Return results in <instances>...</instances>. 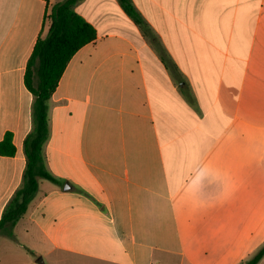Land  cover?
Wrapping results in <instances>:
<instances>
[{"label":"crops","instance_id":"obj_1","mask_svg":"<svg viewBox=\"0 0 264 264\" xmlns=\"http://www.w3.org/2000/svg\"><path fill=\"white\" fill-rule=\"evenodd\" d=\"M60 1L0 0V143L16 148L0 152V220L36 129L28 61ZM82 1L98 37L48 102L58 181L0 236L17 246L0 264H246L264 245V0H132L153 38Z\"/></svg>","mask_w":264,"mask_h":264},{"label":"trees","instance_id":"obj_2","mask_svg":"<svg viewBox=\"0 0 264 264\" xmlns=\"http://www.w3.org/2000/svg\"><path fill=\"white\" fill-rule=\"evenodd\" d=\"M49 1V0H44ZM80 0H62L52 7L51 22L46 36L40 37L28 61L25 82L35 96L36 129L25 142L27 169L24 186L17 192L0 220V236L6 235L16 241L14 227L26 214L35 198L40 179L57 183L44 165L43 147L48 139V102L72 57L84 46L95 41L98 33L94 25L75 9ZM124 13L139 27L151 32L142 14L132 0H118ZM4 156H13L16 148L11 134L0 143ZM264 258V245L246 262L259 264Z\"/></svg>","mask_w":264,"mask_h":264},{"label":"rangeland","instance_id":"obj_3","mask_svg":"<svg viewBox=\"0 0 264 264\" xmlns=\"http://www.w3.org/2000/svg\"><path fill=\"white\" fill-rule=\"evenodd\" d=\"M180 4L179 6L182 7L183 1L184 0H179ZM84 6H87L88 8L91 6V1L90 0H83L82 3H80ZM185 7V5H183ZM119 2L117 0H110V9L111 12L115 13V19L119 20L121 22V30L127 31L129 33H132L134 36L137 37V25L127 17V15L120 9ZM180 20H182L180 18ZM145 35H147L150 38H153V35L151 32H147L144 30ZM12 247H17L14 243H11V241L8 238H2L0 240V253L5 250V249H11ZM35 262L40 263V260L36 257L33 259ZM7 264V263H5ZM264 264V261L261 263Z\"/></svg>","mask_w":264,"mask_h":264}]
</instances>
